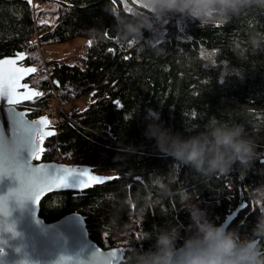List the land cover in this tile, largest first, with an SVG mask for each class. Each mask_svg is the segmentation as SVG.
Masks as SVG:
<instances>
[{
    "label": "trees",
    "instance_id": "1",
    "mask_svg": "<svg viewBox=\"0 0 264 264\" xmlns=\"http://www.w3.org/2000/svg\"><path fill=\"white\" fill-rule=\"evenodd\" d=\"M36 2L0 0V57L26 51L27 64L37 69L32 80L45 91L31 102L29 116L52 107L56 96L64 104L84 95L90 99L60 124L49 113L58 132L44 140L36 161L89 163L96 172L119 177L81 194L51 192L41 201L40 215L54 221L73 211L84 214L93 240L103 248L132 246L120 264H137L138 254L155 251L162 229L181 227L177 247L190 235L178 190L186 189L190 203L217 224L244 193L247 207L228 228L256 238L253 228L264 209L257 204L264 192H253L264 186V7L253 5L226 24L203 27L190 16L169 13L152 32L145 30L144 38L125 39L116 16L136 23L138 13L126 10L124 0ZM76 36L86 42L74 59L41 57L42 45ZM213 115L244 124L256 140L257 157L246 172L237 164L228 173L202 176L162 157L145 135L156 122L187 138L194 129L203 131ZM157 178L171 195L154 185ZM149 194L152 207L145 208Z\"/></svg>",
    "mask_w": 264,
    "mask_h": 264
},
{
    "label": "clouds",
    "instance_id": "2",
    "mask_svg": "<svg viewBox=\"0 0 264 264\" xmlns=\"http://www.w3.org/2000/svg\"><path fill=\"white\" fill-rule=\"evenodd\" d=\"M253 5L264 7V0H144V8L158 20L169 13H178L199 21L201 27L209 23L226 24L233 16H239ZM142 16L138 13L137 22L128 23L126 17L117 14L118 25H124L125 39L128 36L144 38L145 30H154L151 17L147 13H142ZM149 119L152 120L151 115ZM145 135L155 140L162 157H171L174 162L190 167L205 177L228 173L237 164L246 172L257 157L256 140L246 131L244 124L224 121L215 115L209 118L203 131L194 129L187 138L179 131L173 133L162 123L156 122L148 124ZM153 183L162 194H172L163 178H157ZM253 192H264V186L257 187ZM178 194L189 213L190 224L184 226V229L190 235L177 248L181 240V227H173L171 231L162 229L153 246L155 251L149 249L138 254L137 264H264V247L258 239H241L235 229L215 223L209 219L205 210L191 204V196L186 189L178 190ZM146 201L145 208L152 207L150 194ZM261 203H264V198L257 200V204ZM10 216L8 201L0 198V217ZM7 227L12 228L11 225ZM253 235L264 237V209L257 218ZM64 260V255L58 257L60 264Z\"/></svg>",
    "mask_w": 264,
    "mask_h": 264
},
{
    "label": "water",
    "instance_id": "3",
    "mask_svg": "<svg viewBox=\"0 0 264 264\" xmlns=\"http://www.w3.org/2000/svg\"><path fill=\"white\" fill-rule=\"evenodd\" d=\"M34 5L36 6L37 4ZM21 53L24 55V59L18 61V66L36 68L33 64H25L28 58L26 51H17L13 55L0 57V60L15 59ZM33 74H26L21 83L27 85L30 90L40 92L38 88L30 86L26 82ZM21 91H25V89H21ZM115 103L120 104L119 99H116ZM0 107L13 106L5 105L0 101ZM14 107H16L17 111L27 112V119L29 120L38 121L41 117L49 118L45 114L32 118L29 116L30 110L19 108V106ZM0 123L4 124L5 131L10 135L11 118L7 116L6 112L0 113ZM45 131H53L56 134L52 124L48 128H45ZM22 156L25 159L28 157L27 150L23 151ZM262 161H264V158H262ZM32 163L34 166L63 164L66 166L90 167L97 175L112 176L107 173L96 172L95 166L89 163L69 164L55 160L36 161V159ZM45 180L46 177L42 173H35L25 177L23 178L24 190L26 192H34L36 188L43 186ZM72 182L75 183V180L73 179ZM20 183L15 178V175L4 177L3 181L0 182V198L7 199L6 197L10 190L15 192L20 189ZM56 191H74L75 194L84 192L52 188L42 193L38 206L27 200H23L22 202H16L15 198L10 200L11 216L8 218L0 217V231H3L0 232V240L4 241V243H0V248L4 249V254L0 255V264H60L58 257L62 255L65 256L63 264H120L125 253L128 250H132L133 247L129 245L112 246L109 248L101 247L91 238L84 214L73 211L54 221H47L40 215L42 199L47 194ZM241 204L246 205V207L248 204L242 200V194L238 205L226 215L220 224H225L229 227L239 212L246 208H241ZM37 221L40 223H37ZM8 225L12 226L13 232L7 231ZM112 251L118 252V259L114 260L109 255ZM94 252L95 254L93 255ZM177 255L179 256V253Z\"/></svg>",
    "mask_w": 264,
    "mask_h": 264
},
{
    "label": "snow or ice",
    "instance_id": "4",
    "mask_svg": "<svg viewBox=\"0 0 264 264\" xmlns=\"http://www.w3.org/2000/svg\"><path fill=\"white\" fill-rule=\"evenodd\" d=\"M28 2L31 3V0H28ZM113 2L115 3V0ZM134 2L140 3V0H134ZM142 6L144 7L143 4ZM126 10L131 11L130 8ZM89 45H91V41H89ZM23 59L24 55L21 53L15 59L0 60V101L5 105L13 106L0 107V113L6 112L7 116L11 118L10 135L5 131L4 124L0 123V182L3 181L4 177L12 175H15V178L21 182L19 190L8 192L6 197L8 203L15 198L16 202L27 200L38 206L40 197L46 190L58 188L82 192L106 181L119 179L115 176L97 175L90 167L66 166L63 164L33 165V160H39L41 154L45 151L43 147L45 138L55 133L45 131V128L52 124L48 117H41L38 121L29 120L27 119V112L17 111L14 107L25 101H32L37 96L44 95L42 92L28 89L27 85L21 83L26 74L37 71L34 67L18 66V61ZM55 83L59 86L58 81H55ZM21 89H25V91H21ZM92 95H96V93L93 92ZM24 150L28 152L26 159L22 156ZM35 173H42L46 180L43 186L36 188L34 192H26L23 178ZM73 179L75 183L72 182ZM240 207L243 208L246 205L241 204ZM37 223L40 222L37 221ZM7 231L13 232L14 230L8 228ZM0 243H4V241L0 240ZM3 254L4 249L0 248V255ZM109 255L114 260L119 258L117 251H112Z\"/></svg>",
    "mask_w": 264,
    "mask_h": 264
},
{
    "label": "rangeland",
    "instance_id": "5",
    "mask_svg": "<svg viewBox=\"0 0 264 264\" xmlns=\"http://www.w3.org/2000/svg\"><path fill=\"white\" fill-rule=\"evenodd\" d=\"M124 1H125V6L127 9L130 8L132 11H134L136 13H141V15H142V13H147L151 17L155 27H159L162 19H159V20L156 19V17L154 15H152L151 12H147L146 8L140 9L139 7L136 6L137 4L141 5V6H142V4L144 5V0H140V3H135L134 0L133 1L124 0ZM37 3L40 4V2H36V0H32V4H37ZM36 6H38V5H36ZM85 42H86L85 38H83L82 36H76V37L70 38V39H68L62 43L52 44V45H42L39 52H40V55L42 54L41 57L44 60L47 57H51V58L72 57L70 59H74V57L80 52V50H81V48ZM28 58H27V60H28ZM33 65H35V64H33ZM45 70H47V66H46ZM56 100H57V98H55L53 100V104H52L53 109H52V107H48L44 111H42L41 114H45V115L49 116V113H50L52 119L54 118L55 119L54 121L57 124H60L63 120L67 119L66 117H64V116H66L65 115L66 113H70V114L72 112L78 113L79 111L84 109L86 107V105H88V103L90 102L89 95L81 96V97L75 99L74 101H68L66 104L62 103L58 99L59 104L62 105L64 108V112H61V109H59L58 102ZM56 112H58L59 115L56 114ZM71 117L74 118V115H72ZM49 118H50V116H49ZM56 118L61 119L60 123H58V120ZM53 128L55 129V132L57 133L58 130L56 129V127L53 126Z\"/></svg>",
    "mask_w": 264,
    "mask_h": 264
},
{
    "label": "flooded vegetation",
    "instance_id": "6",
    "mask_svg": "<svg viewBox=\"0 0 264 264\" xmlns=\"http://www.w3.org/2000/svg\"><path fill=\"white\" fill-rule=\"evenodd\" d=\"M26 1H28V0H26ZM15 52H16V51H15ZM28 57H29V55H28ZM25 64H27V61H25ZM35 73H36V72H35ZM33 75H34V74H33ZM33 75H32V76H33ZM32 76H31L26 82L29 83L30 86L35 87V88H38L40 92H42V93L45 94L44 89H41L37 84L34 83V81L32 80V79H33ZM41 79H42V75H41V73H40V74H39V80H41ZM40 97H41V96H40ZM35 99H36V98H35ZM33 100H34V99H33ZM33 100H32V101H33ZM32 101H25V102H23L22 104H20V105H18V106H19V108L30 110L29 107H30V104H31ZM54 125H55V124L52 122V126H54ZM241 193H242V191H241ZM242 194H243V195H242V200L247 202V200H246L245 197H244V193H242ZM239 201H240V197H239L238 203H239ZM255 239H258L259 242H260L261 237H256Z\"/></svg>",
    "mask_w": 264,
    "mask_h": 264
},
{
    "label": "built area",
    "instance_id": "7",
    "mask_svg": "<svg viewBox=\"0 0 264 264\" xmlns=\"http://www.w3.org/2000/svg\"><path fill=\"white\" fill-rule=\"evenodd\" d=\"M53 90H55V88L53 87L52 88ZM57 98V96H56ZM58 102V106H59V109H61V112H64V108L62 105L59 104V100L57 98L56 100ZM65 107V106H64ZM74 112H72L71 114L70 113H66L64 117L68 118V119H72L73 117H71L73 115ZM56 114H58V112H56ZM59 115V114H58ZM57 115V116H58ZM58 120V123H60L61 119L60 118H56ZM239 236L241 239H245V238H249V235L247 233H239Z\"/></svg>",
    "mask_w": 264,
    "mask_h": 264
}]
</instances>
